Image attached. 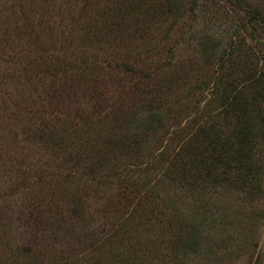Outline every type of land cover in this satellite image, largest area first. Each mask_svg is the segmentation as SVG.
<instances>
[{
    "label": "trees",
    "instance_id": "1",
    "mask_svg": "<svg viewBox=\"0 0 264 264\" xmlns=\"http://www.w3.org/2000/svg\"><path fill=\"white\" fill-rule=\"evenodd\" d=\"M15 1L35 3L4 8ZM223 1L230 17L215 0H42L81 28L67 55L39 44L29 23L20 42L37 51L7 56L56 104L26 123L42 153L11 160L14 184L35 190L43 213L29 214L48 222L47 238L19 243L1 209L0 264H203L246 253V264H264V0ZM198 20L229 33L196 36V53L176 57L174 30L193 33ZM77 92H89L86 110L63 107ZM14 109L5 115L26 114L21 102ZM90 192L100 205L87 216Z\"/></svg>",
    "mask_w": 264,
    "mask_h": 264
},
{
    "label": "rangeland",
    "instance_id": "2",
    "mask_svg": "<svg viewBox=\"0 0 264 264\" xmlns=\"http://www.w3.org/2000/svg\"><path fill=\"white\" fill-rule=\"evenodd\" d=\"M6 1L0 0V210L2 209V212L9 213L7 214V221L11 226L10 230L13 239L32 247V245L39 244L47 238L49 224L36 214L34 215L35 217L33 216L34 213L40 210V207L31 202L35 196V190H26L24 186L20 184L16 186L14 184L19 176L17 177V174L13 170L11 160L19 152L22 153V156L27 155V158H30L31 155L38 156V154L42 153L40 148H38V143L34 144L30 140L31 136L25 129L26 123L31 114L35 117L43 111L48 116L54 110L56 103L49 99V95L41 93L43 91L40 88V83L31 84L23 77H17V72L13 70L15 69L14 65L11 66L7 63V56L17 51L28 52L37 47L35 45V47L30 48L28 43L22 42L21 44L20 42L21 30H28L30 28L29 23L33 24L35 31H37L39 44H45L49 52L67 53L68 55L74 49V34L81 28V25H75L76 27L74 26L69 29L70 26L68 25L70 22L65 20V16L61 18L64 12L62 15H58L59 13L56 9H48L42 0H35L33 6L26 1L23 3V9L18 5L20 2L17 1L14 2V5L7 3L9 7L4 8ZM215 1V6L219 9L222 7L227 8V4L223 0ZM224 13H229L228 17L232 14L228 12V8L224 9ZM185 15L187 16V14ZM182 19L177 21L178 25H180ZM187 21H191L192 24L194 20L188 18ZM192 27H195L193 33H191L187 25H183L181 29H176V26L174 28L176 29L174 30L175 39L182 38L180 42L176 41L177 47L174 50L178 58L189 56L190 53H196L197 46L194 39L196 36L208 34L225 39L229 33V31L226 32L224 29L225 24L223 25L219 20L209 22L198 20ZM181 30H184V33L181 34ZM186 30L187 33H185ZM189 35L193 36V39H188ZM25 37L28 38V36ZM35 51H37V48H35ZM22 62L25 65L24 61ZM77 93L78 95L74 97H65L63 107L67 106L68 109L78 108L86 110V106L90 100L89 92L84 94L81 92ZM20 102L24 109L26 108L24 116L19 115V117H16L17 114H15V117L14 114L10 116L5 115L11 114V110L16 111L14 109L15 104ZM58 106L61 107V105ZM13 162L15 161L13 160ZM59 183L63 184L62 181ZM54 191L58 192V189ZM86 195H88L86 197L88 204L85 207V215L88 216V213L92 212L100 204L95 193L90 192ZM40 211L43 213V210ZM30 212L33 214H29ZM258 240L260 247L263 249L264 226L260 231ZM246 256L247 253L246 255H240L236 260H231L230 258L226 259L222 254H217L215 257L212 256L210 260L202 261L203 264H246L244 260Z\"/></svg>",
    "mask_w": 264,
    "mask_h": 264
}]
</instances>
